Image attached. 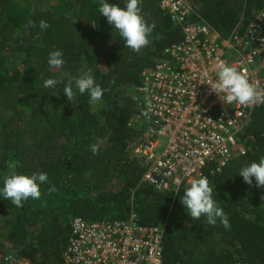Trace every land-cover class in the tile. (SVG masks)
Segmentation results:
<instances>
[{
  "label": "trees",
  "instance_id": "1",
  "mask_svg": "<svg viewBox=\"0 0 264 264\" xmlns=\"http://www.w3.org/2000/svg\"><path fill=\"white\" fill-rule=\"evenodd\" d=\"M189 1L195 14L182 26L199 15L225 37L245 33L264 13V0ZM142 14L155 28L150 44L136 53L100 16L98 0H0V180L13 170L45 172L49 179L41 198L23 207L0 198L5 258L10 253L30 264H66L75 218L125 221L135 215L139 224L163 229L166 264H264V187L238 174L264 158V104L252 110L231 158L224 165L208 161L203 169L227 227L190 219L180 202L190 183L159 191L142 181L149 166L133 152L145 133L132 121L139 110L133 89L184 34L160 0H142ZM41 20L50 27L41 30ZM56 49L65 59L59 68L47 63ZM88 69L106 89L102 100L90 104L85 94L69 102L64 84ZM49 78L62 83L45 88Z\"/></svg>",
  "mask_w": 264,
  "mask_h": 264
},
{
  "label": "built area",
  "instance_id": "2",
  "mask_svg": "<svg viewBox=\"0 0 264 264\" xmlns=\"http://www.w3.org/2000/svg\"><path fill=\"white\" fill-rule=\"evenodd\" d=\"M160 6L181 26L195 14L189 0H160ZM197 19L182 26L183 38L142 73V84L132 93L139 109L132 121L145 129L133 152L149 166L142 181L159 191L204 176L208 161L224 165L238 148V135L252 110L260 106L226 105L211 91L219 62L237 66L264 89V13L246 34L234 31L227 37L199 15ZM136 219L75 218L64 252L66 264H166L163 229L143 226ZM4 258L0 254V264ZM5 260L30 264L10 253Z\"/></svg>",
  "mask_w": 264,
  "mask_h": 264
},
{
  "label": "clouds",
  "instance_id": "3",
  "mask_svg": "<svg viewBox=\"0 0 264 264\" xmlns=\"http://www.w3.org/2000/svg\"><path fill=\"white\" fill-rule=\"evenodd\" d=\"M120 4L110 3L109 0H98L99 13L107 19L112 29L123 39L125 47L133 52L140 53L147 47L152 38L155 25L149 24L142 14V0H121ZM32 24V21H29ZM41 30L50 27L47 21L39 23ZM50 67L59 68L65 63L63 50L50 51L47 57ZM217 80L209 84L211 91L218 94L219 98L226 104H238L241 106H256L264 104V89L239 70L237 66L226 62H219L217 65ZM62 82L49 78L44 81V87L56 89ZM62 91L69 102L76 99L77 95H87L90 104H98L106 89L96 81L92 69H88L80 75L73 76L67 84H64ZM54 92L52 95H56ZM223 94V95H222ZM93 154L99 151V145H90ZM14 169L13 165H9ZM248 185L264 187V158L253 161L239 170L238 173ZM49 183L48 174L45 172L20 173L15 170L0 180V198L11 201L16 207H23L24 202L29 199L38 200L41 198V185ZM49 191H55L51 186ZM180 202L183 205L190 219L206 217L209 225L215 226L218 221L228 226V218L223 208L214 197L213 188L207 177L200 176L193 178L189 186L184 190Z\"/></svg>",
  "mask_w": 264,
  "mask_h": 264
}]
</instances>
